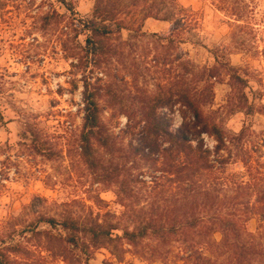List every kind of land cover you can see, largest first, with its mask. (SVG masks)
<instances>
[{
	"label": "rangeland",
	"instance_id": "rangeland-1",
	"mask_svg": "<svg viewBox=\"0 0 264 264\" xmlns=\"http://www.w3.org/2000/svg\"><path fill=\"white\" fill-rule=\"evenodd\" d=\"M70 1L73 12L56 0H0V248L13 249L11 264H118L108 248L82 252L48 242L42 231L59 232L39 223L40 216L114 223L118 233L151 208L167 219L180 194L166 164L144 159L136 146L151 109L171 130L185 126L195 136L191 113L177 100L195 83L203 115L225 140L216 154L213 136L196 138L214 168L202 171L195 190L206 192L211 204L216 199L214 207L236 209L253 231L259 218L245 211L264 188V0H174L183 10L173 0H146L170 19L148 18L140 32L112 35L101 66L89 64L84 50L82 22L94 0ZM121 1L128 12L122 17L136 26L144 12L128 5L134 0ZM204 68L215 72L210 89L197 82ZM86 84L97 93L109 140L106 148L91 139L96 174L80 147ZM107 173L113 178L105 181ZM123 181L130 197L118 196ZM183 238L145 239L129 247L122 264H203L189 257ZM208 256V264H226L217 251Z\"/></svg>",
	"mask_w": 264,
	"mask_h": 264
},
{
	"label": "trees",
	"instance_id": "trees-1",
	"mask_svg": "<svg viewBox=\"0 0 264 264\" xmlns=\"http://www.w3.org/2000/svg\"><path fill=\"white\" fill-rule=\"evenodd\" d=\"M56 2L67 11L73 12L72 1L56 0ZM172 4L178 10L184 9L182 6L175 5L174 0ZM128 5L144 12L141 22L139 21L136 26L131 22H125L122 17V15L126 16L128 12L127 5L121 0H94L91 17L82 22L83 32L86 35L84 50L90 56L89 64L101 66L106 63L105 54L108 49L105 41L112 35L120 34L122 30L140 32L142 21L148 18L161 21L170 19L168 14L161 13L159 6H155L154 1L147 3L146 0H134L130 1ZM53 11L56 12L54 9ZM50 16L47 14L44 19L47 20ZM173 40L170 38L169 42ZM199 73L201 77H198L197 82L203 80L210 89V80L215 77L214 69L204 68ZM236 78L239 77L236 76ZM195 85H188L181 89L177 99L191 113L190 128L194 130L195 136H190L184 130L185 126L171 130L170 123L164 124L151 109L144 114V125L136 146V154H142L144 159L151 160L153 163L160 160L161 163L166 164L170 186L180 194L174 201L167 219H162L151 208L148 216H142L132 228L125 227L121 233H118V227L114 223L79 224L76 220L69 218L57 220L54 217L40 216L39 223H44L59 232L54 235L46 230L42 231V234L47 236L48 242L49 239L54 238L65 245L78 248L82 252H86L90 248H108L117 263L122 264L124 255L131 252L129 247L135 248L150 237H158L166 242V236L180 234L184 238L178 241H181V244L189 250V257L194 256L196 259H200L203 264L210 262L208 255L212 250L223 256L226 264H264V188L255 191L253 201L245 211L259 218L257 227L253 231L248 230L246 223L240 221V213H237L236 209L235 213H232L226 212L222 205L214 207L216 199L211 204V197L206 192L202 195L198 190H195L200 182L202 171H211L214 168L213 160L210 159V151L203 147L201 139L197 140L196 138L202 133L213 136L217 142L214 149L216 154L225 145L222 130L215 124H210L203 115L200 108L202 95L198 94L197 83ZM96 94L86 84L80 136L81 155L89 169L95 174L99 165L94 156L91 139L96 138L103 147L109 146L108 137L102 133L103 125L100 122V111L95 100ZM222 166L224 167L225 164L222 163ZM109 175L111 176L110 173H107L104 175L107 179L102 178L101 180H111L113 177H109ZM98 177H100L99 174ZM131 192L126 189L124 181L120 183L118 196L122 194L127 198V196L130 197ZM139 211L143 215V211ZM214 233L220 234L219 241L212 240L211 237ZM8 248H0V264H11L9 254L14 253L11 251L13 249Z\"/></svg>",
	"mask_w": 264,
	"mask_h": 264
}]
</instances>
